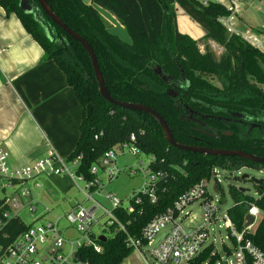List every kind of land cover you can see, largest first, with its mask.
I'll return each instance as SVG.
<instances>
[{"label": "trees", "instance_id": "16d2710c", "mask_svg": "<svg viewBox=\"0 0 264 264\" xmlns=\"http://www.w3.org/2000/svg\"><path fill=\"white\" fill-rule=\"evenodd\" d=\"M45 1L64 24L91 46L105 87L113 99L155 110L180 144L238 149L264 156V131L253 129L247 133L242 125H225L210 119L208 125L217 136L207 135L186 119L178 102L180 98L182 103L203 114L224 113L229 109L256 120L264 113V92L256 84H264V71L258 67L259 63L264 65V54L241 37L227 34L216 20L226 13L221 6L201 5L195 0H91L90 4L81 0ZM19 2L0 0V6L6 15L15 14L19 18L24 29L43 48L46 58L59 66L83 108L79 136L67 156L68 160L81 156L76 171L89 179L90 166L103 152L128 141L133 133L141 151L155 156L153 169L164 173L157 181L155 203L140 194L141 203L135 205L133 212L123 206L115 209V216L129 235L139 237L147 221L164 211L190 186L209 178L214 167L229 171L240 166L258 170L264 167V162L200 154L169 145L153 116L108 103L101 97L90 57L78 41L39 7L26 12ZM93 3L116 17L129 34L131 44L107 32L110 24L92 7ZM175 4L203 29V37L223 47L224 52L218 59L207 48L202 52L196 40L177 29ZM248 74L254 81L249 80ZM210 77L216 78L221 87L212 84ZM258 185L256 197L229 186L234 204L227 213L237 230L244 226V216L251 204L264 213V182ZM25 228V223L14 219L6 230L13 234ZM112 229L110 226V234L104 242L96 240L102 247L100 252L92 248L79 249L85 264H122L128 257L133 248L127 244L125 233ZM245 237L264 255V216ZM212 248V244L208 245L200 259H205ZM216 257H211L210 264Z\"/></svg>", "mask_w": 264, "mask_h": 264}, {"label": "built area", "instance_id": "2783aa9c", "mask_svg": "<svg viewBox=\"0 0 264 264\" xmlns=\"http://www.w3.org/2000/svg\"><path fill=\"white\" fill-rule=\"evenodd\" d=\"M195 1L201 5L215 3L221 6L226 13L217 17L216 20L226 30L227 34H235L251 46L264 52V39L256 35L255 31L248 27L244 28L243 31H238L235 28V21L239 19L243 10L260 0ZM94 137L97 138V135ZM135 140V135L131 133L128 141L117 143L105 150L97 162L90 166L89 173L91 177L89 179L76 171L80 163V155L70 159L75 167V173L71 172L64 160L57 157L53 151H49L46 157L37 160L33 164L13 167L9 163V152L0 144V190L4 192L7 188L12 189V192L0 198V264H85L78 253L80 248H92L95 252H100L102 249L100 243L96 240H99L98 236L104 234L95 235L92 232V227L98 222V211L107 217L108 230H110V226H113V232L123 231L127 244L139 253L146 264L149 263L144 257L142 247L152 245L154 237L167 226H169L168 229L148 251L149 255L158 264H210L213 255H217L213 264H219L220 262L217 259L221 260V257L213 241L206 243L209 234L208 229L202 226L186 231L183 225L177 222V219L181 221L188 214L185 209L195 199L203 198L205 200L206 196H209L206 183L212 175L216 179L213 188L218 189L217 170L220 169L218 167L212 169L209 178L201 179L190 186L164 211L147 221L141 228L139 237H133L125 231L124 225L115 216V209L123 206L126 211L133 212L135 205L141 203L140 194L146 196L151 203H155L157 200L155 193L157 181L164 175L161 170L153 169L155 156L141 151L135 144ZM124 148H128V151L133 155L145 154L148 157L147 162L143 160L139 162L137 169L128 166L131 173L140 170L145 180L141 187L129 197L125 206L122 205V201L114 193L105 194V198L111 203V207L106 208L92 198V192H97L103 187L98 177L100 168L109 180L117 176L120 169L116 163V151H118V154H123ZM41 173L46 175L67 173L73 183L77 184L75 179L82 181L88 192L84 188H79L85 194L86 199H91L93 203L89 206H83L78 202L73 203L62 216H54V219L44 218L51 211L49 208L44 207L43 211L33 218L32 223L26 224L19 216V212L27 207L30 214L34 215L36 207L32 203L37 200L38 196L33 188H24V185ZM35 185L38 184L35 183ZM217 210L218 207L215 203L208 202L205 205L207 219L211 220ZM259 213L261 211L254 204H251L246 214L251 215L254 221L250 225H245L244 220V226L240 231L235 228L226 210L223 216L224 226L229 232L233 243L231 250L226 247V254L231 255V260L227 264H262L264 262L262 251L250 239L245 237V234L251 231V227L255 224ZM61 217H64L69 225L79 233V239L64 240L62 237L64 230L59 228ZM14 219L25 223L26 228L11 234L6 230V227H9ZM38 220L42 221L37 222ZM11 228L13 229V227ZM65 241L68 244H65ZM210 244L213 245L212 250L205 259L201 260V255Z\"/></svg>", "mask_w": 264, "mask_h": 264}, {"label": "crops", "instance_id": "0c3cea01", "mask_svg": "<svg viewBox=\"0 0 264 264\" xmlns=\"http://www.w3.org/2000/svg\"><path fill=\"white\" fill-rule=\"evenodd\" d=\"M174 6L177 29L203 35V29H198L178 5ZM243 24L264 30L263 25ZM82 110L63 71L46 58L19 18L6 15L0 6V144L9 152L10 165L33 164L49 151L66 158L76 145ZM134 264L146 263L141 258Z\"/></svg>", "mask_w": 264, "mask_h": 264}, {"label": "rangeland", "instance_id": "374dc122", "mask_svg": "<svg viewBox=\"0 0 264 264\" xmlns=\"http://www.w3.org/2000/svg\"><path fill=\"white\" fill-rule=\"evenodd\" d=\"M258 7V9H256ZM242 19L235 21V28L238 31H243L244 24L245 26H264V0L256 2L252 6H248L245 11L241 13ZM196 27L200 29V26L196 24ZM178 28V23H177ZM182 30V27H180ZM251 30L255 31L256 35H259L264 39V30L251 27ZM200 31V30H199ZM190 37L197 41L202 52L207 48L210 50L216 59H218L221 54L224 52L223 47L216 41L203 37L201 34L199 36L198 32H190ZM245 41V40H244ZM249 44V43H248ZM250 45V44H249ZM253 47V46H252ZM255 48V47H254ZM257 49V48H256ZM259 50L264 54L263 51ZM259 68L264 71V65L259 63ZM249 80L254 81V79L248 74ZM212 84L221 87L220 82L213 77L208 79ZM258 88L264 92V84L256 82ZM123 154H118L116 151L117 159L116 163L119 167V173L112 180L107 179L104 175L103 170L100 168L98 172V177L103 184V187L97 192H92V198L100 202L104 207L110 208L111 203L108 199L105 198V194L111 192L119 197L122 201V205H127L129 197H131L135 191H137L144 182V175L140 170H137L135 173H131L128 166H131L132 169H137V166L141 160L144 162L148 161V157L145 154L133 155L128 151V148L123 149ZM69 168V170L75 173V167L72 162L66 158H62ZM246 174L248 177L242 179V175ZM250 177L264 179V167L261 169H255L248 166H240L232 171L218 169L217 170V180L219 181L218 189L213 188V184L216 179L214 175L207 181L206 189L209 196H206L205 200L203 198L195 199L191 204L187 206L185 212H188L187 215L180 221L177 219V222L181 223L186 231H191L194 228L205 226L208 229V237L206 243L213 241L217 252H219L221 260L217 259L219 264H227L231 260V255L226 254V247L228 249L233 248L232 238L229 232L224 226L223 216L226 213V210L234 204V199L229 193V186H235L236 188L242 187L245 188L247 193L251 197L257 196L256 185L250 180ZM77 184L73 183L72 179L67 173H60L57 175H46L41 173L35 176L33 179L29 180L24 188H33L37 193V200L32 204L36 207L34 215H31L27 210V207H24L20 212L19 216L26 223L30 224L33 222V218L40 214L44 207L49 208L51 211L45 215V219H54V216H62L73 203H80L83 206H89L93 203L91 199H86L85 194L80 190L84 188V183L80 180L75 179ZM37 183L38 185H35ZM80 187V188H79ZM85 189V188H84ZM86 192L88 190L85 189ZM12 192V189L7 188L5 191L0 190V198L5 194ZM211 195V196H210ZM204 200V201H202ZM208 202H213L218 207V210L215 212L213 218L208 220L205 216V205ZM264 216V213H259V216L256 218L255 224L251 227V231L255 228L259 219ZM98 222L92 227V232L95 235L104 234L105 236L110 234L108 230V225L106 224L107 217L103 215L100 211L97 212ZM38 220L37 222H41ZM167 226L165 229H162L155 237L152 245L143 246L144 257L149 264H158L153 258L149 255L148 251L151 246H154L155 243L161 238L164 232L168 229ZM59 228L63 229V238L64 240H75L79 239V233L69 225L67 220L64 217H61L59 220ZM243 228V227H242ZM242 229H240L241 231ZM67 241H65V244ZM141 260L139 253L133 248L131 253L126 257L122 264L136 263ZM126 261V262H125Z\"/></svg>", "mask_w": 264, "mask_h": 264}, {"label": "water", "instance_id": "95a60500", "mask_svg": "<svg viewBox=\"0 0 264 264\" xmlns=\"http://www.w3.org/2000/svg\"><path fill=\"white\" fill-rule=\"evenodd\" d=\"M85 4H90L91 0H81ZM20 7L26 11V12H32L33 9L37 6L39 7L43 13L56 25L60 26L67 35H69L71 38L78 41L87 51L91 64L93 67L95 79L98 84V91L101 97L106 100L108 103L115 104L117 106L129 109V110H136V111H144L148 113L149 115L153 116L155 120L159 123L166 141L169 145L176 147L181 150L185 151H191L195 153L200 154H206V155H212V156H237L246 160H249L253 163H263L264 162V156H259L256 154L248 153L246 151L238 150V149H223V148H210L205 146H196V145H185L180 144L175 141L173 138L172 132L170 130V127L165 122V120L153 109H151L148 106L138 104V103H128V102H121L113 99L104 84L99 65L97 62V59L95 57V54L91 48V46L88 44L87 41L84 40L80 35H78L76 32H74L72 29H70L66 24H64L49 8L45 0H20L19 2ZM92 7L98 11V13L110 24V26L107 28V32L111 35H114L118 37L121 41L131 44L132 40L129 36V34L126 32L124 26L120 24V22L116 19L115 16H113L109 11L103 9L102 7L98 6L97 4L93 3ZM156 73H160L159 68H156ZM164 80H167L165 77H163ZM206 118V116H205ZM248 176L246 174L242 175V179L247 178ZM250 180L254 184H260L264 179H258L254 177H250ZM241 192H245L246 189L239 187L238 188ZM245 225H250L253 223L254 219L251 215L246 214L244 216ZM98 239L102 242L106 240V237L104 235L98 236Z\"/></svg>", "mask_w": 264, "mask_h": 264}, {"label": "flooded vegetation", "instance_id": "af4514ba", "mask_svg": "<svg viewBox=\"0 0 264 264\" xmlns=\"http://www.w3.org/2000/svg\"><path fill=\"white\" fill-rule=\"evenodd\" d=\"M177 95L178 94L173 92L174 97H177ZM178 102L182 105L186 119L194 123L196 129L207 135H212L215 137L217 136L216 131L208 125L210 119H215L225 125L231 123L242 125L245 127L247 133L252 132L253 129L264 131V113H262L261 117L257 118L256 120H252L251 116L233 110L230 111L229 109H227L224 113L203 114L189 107L187 104L182 103L180 98L178 99ZM262 182H264V180ZM258 186L261 185L259 184Z\"/></svg>", "mask_w": 264, "mask_h": 264}, {"label": "bare ground", "instance_id": "6f19581e", "mask_svg": "<svg viewBox=\"0 0 264 264\" xmlns=\"http://www.w3.org/2000/svg\"><path fill=\"white\" fill-rule=\"evenodd\" d=\"M259 216V215H258Z\"/></svg>", "mask_w": 264, "mask_h": 264}]
</instances>
